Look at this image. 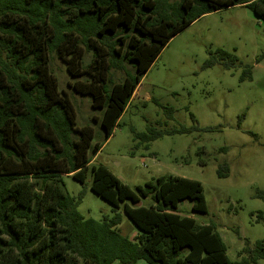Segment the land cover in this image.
Returning <instances> with one entry per match:
<instances>
[{
  "label": "trees",
  "instance_id": "obj_1",
  "mask_svg": "<svg viewBox=\"0 0 264 264\" xmlns=\"http://www.w3.org/2000/svg\"><path fill=\"white\" fill-rule=\"evenodd\" d=\"M239 5L264 23V0H0V264L264 260V239L253 247L247 243L240 259L231 260L213 224L178 212L184 200L192 201L193 213L207 212L197 180L164 175L134 191L108 167L93 165L91 191L122 208L141 232L134 240L119 231L121 214L86 219L78 211L81 195L52 201L47 190L48 183L63 176L85 182L93 159L120 127L138 86L171 39L203 16ZM209 55L206 68L238 66L237 57L225 50ZM54 57L66 65L69 92L52 69ZM123 63L131 64L133 72L116 82L112 72ZM252 76V68L245 67L240 81ZM75 96L88 97L93 111L84 125ZM164 110L172 119L174 109ZM195 129L200 128L149 127L134 133L135 147L149 150L157 139ZM199 164L206 166L207 160ZM217 174L228 177L229 164L220 163ZM255 197L264 201V191L257 190ZM145 199L153 203L144 206ZM256 222L264 224L263 212L256 214Z\"/></svg>",
  "mask_w": 264,
  "mask_h": 264
},
{
  "label": "rangeland",
  "instance_id": "obj_2",
  "mask_svg": "<svg viewBox=\"0 0 264 264\" xmlns=\"http://www.w3.org/2000/svg\"><path fill=\"white\" fill-rule=\"evenodd\" d=\"M216 49L234 54L236 69L225 70L219 65L206 68L209 51ZM263 52L264 23L246 5L198 19L171 39L151 65L121 119V127L92 161L85 182L63 176L48 183L51 200L66 194L79 199L81 195L78 211L86 219L121 214L119 231L134 240L141 232L122 208L116 209L91 191L93 165L108 167L134 191L164 175L197 180L203 185L207 212L193 213L190 200L180 202L178 212L199 224H213L229 258L239 260L247 243L253 247L264 239V224L256 222V214L264 213V201L255 197L257 190L264 191V59L258 61ZM132 67L123 63L119 70H113L114 81H122L127 72H133ZM245 67L252 68V80L241 82ZM52 69L60 86L69 92L66 65L54 57ZM87 98L75 96L80 125L92 117ZM167 107L174 109L172 119L165 113ZM180 126L200 129L166 135L153 141L149 150L135 147L138 141L134 133L146 132L149 127L160 130ZM214 128L218 130H207ZM224 147L227 152H219ZM201 158L207 160L206 166L199 164ZM222 162L229 164L226 178L217 174ZM151 203L143 200L144 206ZM136 264L148 263L140 260Z\"/></svg>",
  "mask_w": 264,
  "mask_h": 264
},
{
  "label": "crops",
  "instance_id": "obj_3",
  "mask_svg": "<svg viewBox=\"0 0 264 264\" xmlns=\"http://www.w3.org/2000/svg\"><path fill=\"white\" fill-rule=\"evenodd\" d=\"M138 87H139V86H138ZM137 89H138V88H137ZM136 91H137V90H136ZM135 93H136V92H135ZM134 97H135V95H134ZM131 103H132V101H131ZM131 103H130L129 107L127 108L126 112H127V111H128V109L130 108V106H131ZM126 112H125V113H126ZM125 113H124V114H125ZM122 117H123V116H122ZM121 119H122V118H121ZM120 127H121V120H120ZM174 128H176V127H174ZM95 158H96V157H95ZM93 160H94V159H93Z\"/></svg>",
  "mask_w": 264,
  "mask_h": 264
},
{
  "label": "water",
  "instance_id": "obj_4",
  "mask_svg": "<svg viewBox=\"0 0 264 264\" xmlns=\"http://www.w3.org/2000/svg\"><path fill=\"white\" fill-rule=\"evenodd\" d=\"M137 206H138V207L141 206V203H138Z\"/></svg>",
  "mask_w": 264,
  "mask_h": 264
}]
</instances>
